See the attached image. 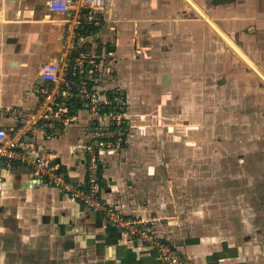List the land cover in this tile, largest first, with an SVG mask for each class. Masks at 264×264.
<instances>
[{"label": "crops", "instance_id": "0c3cea01", "mask_svg": "<svg viewBox=\"0 0 264 264\" xmlns=\"http://www.w3.org/2000/svg\"><path fill=\"white\" fill-rule=\"evenodd\" d=\"M49 1L0 0V125L8 129L19 124L8 109L38 105L40 64L63 48L67 16L52 11ZM193 1L264 73L259 55L264 38L250 25L261 32L262 0ZM100 16L78 28L75 50L105 62L98 74H89L91 85L104 92L120 89L130 101L128 135L102 155L104 198L122 212L157 217V233L177 245L187 264H264V216L258 224L254 214L217 208H229L233 199L217 205L210 200L232 187L241 208L246 191L256 190L242 182L215 185L211 176L220 177L224 163L214 168L213 160L231 155L223 151L226 143L198 136L191 106L185 110L194 123L184 122L195 126L194 132H184L181 120L173 119L183 109L176 98L207 92L208 83H201L214 76L215 65L226 79L243 82L244 92L247 85L260 88L249 83L261 78L187 0H108ZM215 37L226 54L221 59L214 53ZM164 94L175 96L172 104L163 101ZM166 105L170 119L162 121L160 109ZM73 109L77 122L30 130L19 156L0 163V264H171L105 215L35 178L32 158L46 152L69 179L84 181L79 145L92 120L85 109ZM162 124L170 136H153ZM240 221L245 224L238 229Z\"/></svg>", "mask_w": 264, "mask_h": 264}, {"label": "built area", "instance_id": "2783aa9c", "mask_svg": "<svg viewBox=\"0 0 264 264\" xmlns=\"http://www.w3.org/2000/svg\"><path fill=\"white\" fill-rule=\"evenodd\" d=\"M108 0H50L54 12L65 14L63 48L49 54L40 64V100L32 108L8 109L17 120L15 129L0 125V163L19 156L24 137L30 130L57 129L79 120L75 106L85 109L92 120L87 129V140L79 145L85 156L86 176L83 182H74L60 169L48 153L32 158L35 178L63 189L71 199L81 202L106 218L129 236L149 243L159 255L171 264H187L176 244L157 233L156 219L143 218L121 212L103 196L105 182L101 173L102 155L124 141L121 118L127 107L123 91L104 92L91 85L89 74H98L105 66L90 53L75 50L78 28L85 22H98ZM117 134V136H113ZM49 137V136H47ZM3 180L0 176V193Z\"/></svg>", "mask_w": 264, "mask_h": 264}, {"label": "rangeland", "instance_id": "374dc122", "mask_svg": "<svg viewBox=\"0 0 264 264\" xmlns=\"http://www.w3.org/2000/svg\"><path fill=\"white\" fill-rule=\"evenodd\" d=\"M262 3V6H264V0H262ZM262 17L264 18V14ZM261 23V32H259L260 28L256 27L254 24H250L252 25V29L256 31L254 33H256V37L259 39L260 37L264 38V19ZM246 27H248V25ZM252 29H249L248 33H253ZM213 47L214 53L217 56H220V59L222 56H226L225 53L222 54V50L224 47L220 43L218 44L217 37H215L214 39ZM259 55L264 58V51L259 50ZM250 67L251 66L249 65V68ZM217 68L218 67L215 65L214 76L210 80L206 82L204 78L203 82L201 83L203 85L208 83L207 92L200 91L196 94L190 93L189 98L185 96V94H182V98H176V100L173 94L172 97L171 94H164L165 98L163 99V101L168 102V104H172V102L175 100L182 104L183 109H181V115L176 114V116L173 118L176 120H181L179 121L178 126L181 130H184V132L188 134H191L190 132H194L195 126H192V128L194 129L193 130L190 128V124H187L188 122L191 123V125L194 123L193 121H189L191 113H194L198 117L197 119H195L198 122L197 128L195 130L196 133H198V136L210 135V137L214 138V141L224 142L223 146L226 143L224 147L227 148H223V151L226 154L231 155H227L229 157H224V159L213 160L214 164L212 166L214 168L222 169L221 160L224 163V170H221L223 174L220 173V177L215 175L211 176V179L213 180L215 185L227 186L228 184L232 185L233 183L242 182L245 184H250L251 188L256 190V192H253V190L252 192L246 191L245 196L247 199V203L244 204V206L241 208H239V203L237 202V192H235L236 190L232 191V187L229 190L231 192L222 191V193H214L215 195L210 199L211 202H213L211 204H219L216 203L217 200L229 201L230 199H233L235 202H233L234 204L231 203L229 208L225 207L228 204L216 207L219 210L229 212L230 214H234L236 212H245L246 214H248V216H252L254 214L255 218L258 219V224H260V218L264 216V83L261 79H257L259 81L256 82H251V79L247 78L246 81L251 82L249 84H254V86L259 85L261 89L258 87L249 88L247 85V91L244 92L245 88L243 82H238L236 79H232V77L226 79V73L223 75V72L217 71ZM217 72H219L220 74H218ZM224 87L225 90L223 91L222 89ZM239 90H241V92H239ZM126 98L128 103L124 111L125 113H123L124 116L121 118L122 131H124V134H122L121 136H127L130 131V119L128 117V114L130 112V101L127 95ZM168 106L170 107V105ZM185 106H191L193 108L192 112L190 113L189 110L186 111ZM166 108H168L167 105L165 107L163 106L160 109L162 113L161 117H163L162 121L170 119V116H167L169 110H166ZM245 115L246 118H244ZM191 118L193 119V117ZM138 120H140V122L142 121L141 116H139ZM156 120L154 121L156 122ZM185 120H187V123L184 122ZM206 121H208V124L206 123ZM161 130L162 131L160 133L155 132L152 133V135L170 136L168 132L170 130L166 125H163V128ZM113 136H117V134L115 133V135ZM228 142L230 144L229 148L227 145ZM214 145L221 146L217 143H214ZM198 147L202 148V144L198 145ZM239 160L240 164H237ZM202 164H204V161ZM246 187H249V185H247ZM205 197L206 196H204V198ZM218 197L219 199H217ZM117 207L119 209V206ZM120 211L122 212V210ZM156 218L157 217L155 216L150 217V219ZM244 224V221H240L239 225L237 224L238 229H241L240 225L243 226ZM157 225L158 222H156L155 225L156 229ZM143 243L149 246V243Z\"/></svg>", "mask_w": 264, "mask_h": 264}, {"label": "water", "instance_id": "95a60500", "mask_svg": "<svg viewBox=\"0 0 264 264\" xmlns=\"http://www.w3.org/2000/svg\"><path fill=\"white\" fill-rule=\"evenodd\" d=\"M190 4H195V2L193 0H189ZM202 17L218 32L220 33V35L223 36V38L230 44V46L235 50L234 45L232 43V40L229 39V37L223 32L221 31V29L206 15L205 12L201 11L200 12ZM236 51V50H235ZM249 64H251L245 57H243ZM251 66L253 67V70H255V72L258 74V76L264 81V73L258 68L256 67L254 64Z\"/></svg>", "mask_w": 264, "mask_h": 264}, {"label": "bare ground", "instance_id": "6f19581e", "mask_svg": "<svg viewBox=\"0 0 264 264\" xmlns=\"http://www.w3.org/2000/svg\"><path fill=\"white\" fill-rule=\"evenodd\" d=\"M189 2V0H187ZM193 8H195L197 10V12L201 15V7L198 4H192ZM230 39V38H229ZM231 40V39H230ZM234 48L236 50V52L243 58L245 57L252 65L254 64L256 66V64L244 53V51L234 42L232 41ZM244 59V58H243ZM245 60V59H244ZM246 61V60H245ZM247 62V61H246ZM248 63V62H247ZM249 64V63H248ZM251 64H249L251 66ZM257 67V66H256ZM251 68L253 69V67L251 66ZM255 71V70H254Z\"/></svg>", "mask_w": 264, "mask_h": 264}, {"label": "trees", "instance_id": "16d2710c", "mask_svg": "<svg viewBox=\"0 0 264 264\" xmlns=\"http://www.w3.org/2000/svg\"><path fill=\"white\" fill-rule=\"evenodd\" d=\"M114 91H120V89H116V90H114ZM114 91H112V92H110V93L112 94Z\"/></svg>", "mask_w": 264, "mask_h": 264}]
</instances>
